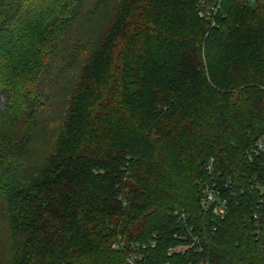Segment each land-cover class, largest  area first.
<instances>
[{"label": "trees", "instance_id": "trees-1", "mask_svg": "<svg viewBox=\"0 0 264 264\" xmlns=\"http://www.w3.org/2000/svg\"><path fill=\"white\" fill-rule=\"evenodd\" d=\"M197 1L0 0L6 264H264V2Z\"/></svg>", "mask_w": 264, "mask_h": 264}, {"label": "built area", "instance_id": "built-area-1", "mask_svg": "<svg viewBox=\"0 0 264 264\" xmlns=\"http://www.w3.org/2000/svg\"><path fill=\"white\" fill-rule=\"evenodd\" d=\"M207 2L203 0H198L196 5L198 7L197 14L199 17L204 19H209L210 25L215 22V15L219 11L220 0H209ZM257 0H244L247 4H253ZM264 2V0H261ZM258 154H264V129L252 143V145L246 150L245 156L247 160L251 161L252 158ZM207 170L210 171V166L208 165ZM228 181L216 182L213 181L207 185H204L201 195L199 197V206L202 210L204 217L212 218H222L227 212V200L223 195L225 188L228 187ZM264 190V187L262 188ZM183 215L179 214V218L183 219ZM251 218L253 220L257 219L256 212L251 213ZM213 227H211L212 229ZM190 230V227L188 228ZM193 242H196L198 237L191 235L190 237ZM203 238V236H201Z\"/></svg>", "mask_w": 264, "mask_h": 264}, {"label": "rangeland", "instance_id": "rangeland-1", "mask_svg": "<svg viewBox=\"0 0 264 264\" xmlns=\"http://www.w3.org/2000/svg\"><path fill=\"white\" fill-rule=\"evenodd\" d=\"M0 264H6V252L5 251L0 252Z\"/></svg>", "mask_w": 264, "mask_h": 264}]
</instances>
